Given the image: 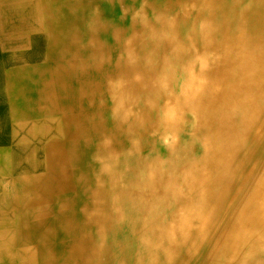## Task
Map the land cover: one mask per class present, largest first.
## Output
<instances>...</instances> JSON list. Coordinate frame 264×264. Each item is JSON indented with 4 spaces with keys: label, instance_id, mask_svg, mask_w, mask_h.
Listing matches in <instances>:
<instances>
[{
    "label": "bare ground",
    "instance_id": "bare-ground-1",
    "mask_svg": "<svg viewBox=\"0 0 264 264\" xmlns=\"http://www.w3.org/2000/svg\"><path fill=\"white\" fill-rule=\"evenodd\" d=\"M0 264H264V0H0Z\"/></svg>",
    "mask_w": 264,
    "mask_h": 264
}]
</instances>
